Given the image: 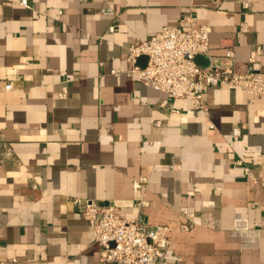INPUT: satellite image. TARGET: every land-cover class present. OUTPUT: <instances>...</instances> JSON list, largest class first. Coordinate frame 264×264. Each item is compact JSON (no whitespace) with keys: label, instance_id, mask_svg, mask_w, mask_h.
Returning a JSON list of instances; mask_svg holds the SVG:
<instances>
[{"label":"crops","instance_id":"obj_1","mask_svg":"<svg viewBox=\"0 0 264 264\" xmlns=\"http://www.w3.org/2000/svg\"><path fill=\"white\" fill-rule=\"evenodd\" d=\"M188 7L213 62L264 74V0H0V264H102L75 199L168 226L160 264H264V96L210 88L198 111L111 74Z\"/></svg>","mask_w":264,"mask_h":264},{"label":"built area","instance_id":"obj_2","mask_svg":"<svg viewBox=\"0 0 264 264\" xmlns=\"http://www.w3.org/2000/svg\"><path fill=\"white\" fill-rule=\"evenodd\" d=\"M22 2L27 5V0ZM220 4L216 1L217 7ZM245 7L248 5L245 4ZM102 12L113 14L111 9ZM241 30L246 31L247 27L242 25ZM109 31L113 33L115 26H111ZM211 31V22L200 25L194 8L188 7L178 26L165 27L146 40L134 37L128 48L130 68L112 70L111 74H123L133 82L168 94L174 101L187 100L198 111H206L200 97L210 88L241 89L253 96H264V74L258 68L256 57L249 60L248 70L243 74L236 73L231 63L217 65L210 56ZM259 54L260 49H257L256 56ZM200 56L210 58L211 64L207 69L198 65L197 58ZM233 56L232 50L227 51L226 59L231 62ZM142 59L145 60L143 66L139 63ZM12 87V84L6 85L7 90ZM67 94L65 88L59 96L65 98ZM157 125L161 123L157 122ZM231 136L233 139L241 138V128H233ZM236 164L243 167L242 160ZM244 170L250 172L248 167ZM74 204L95 232L102 264H160L165 260L170 246L168 226L150 225L141 216L125 218L112 203L75 199ZM145 207L144 201L137 203L138 209ZM190 228L182 226L183 231Z\"/></svg>","mask_w":264,"mask_h":264},{"label":"water","instance_id":"obj_3","mask_svg":"<svg viewBox=\"0 0 264 264\" xmlns=\"http://www.w3.org/2000/svg\"><path fill=\"white\" fill-rule=\"evenodd\" d=\"M144 62H145V60H144ZM145 65V64H144Z\"/></svg>","mask_w":264,"mask_h":264}]
</instances>
